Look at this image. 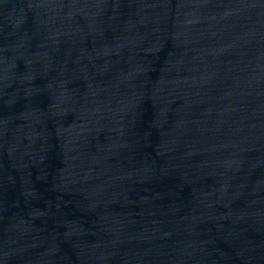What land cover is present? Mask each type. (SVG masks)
<instances>
[{
  "label": "water",
  "instance_id": "95a60500",
  "mask_svg": "<svg viewBox=\"0 0 264 264\" xmlns=\"http://www.w3.org/2000/svg\"><path fill=\"white\" fill-rule=\"evenodd\" d=\"M0 264H264V0H0Z\"/></svg>",
  "mask_w": 264,
  "mask_h": 264
}]
</instances>
